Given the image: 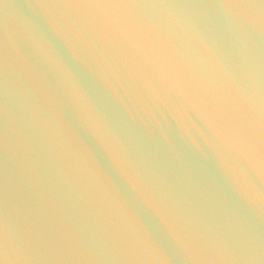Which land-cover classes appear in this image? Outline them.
I'll return each instance as SVG.
<instances>
[{
    "label": "water",
    "instance_id": "95a60500",
    "mask_svg": "<svg viewBox=\"0 0 264 264\" xmlns=\"http://www.w3.org/2000/svg\"><path fill=\"white\" fill-rule=\"evenodd\" d=\"M0 264H264V0H0Z\"/></svg>",
    "mask_w": 264,
    "mask_h": 264
}]
</instances>
